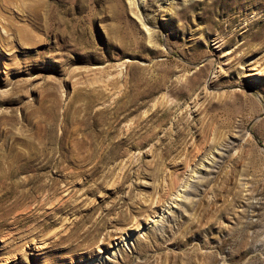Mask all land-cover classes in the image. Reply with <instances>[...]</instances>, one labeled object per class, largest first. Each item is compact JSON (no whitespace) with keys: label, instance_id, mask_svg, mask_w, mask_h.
<instances>
[{"label":"rangeland","instance_id":"1","mask_svg":"<svg viewBox=\"0 0 264 264\" xmlns=\"http://www.w3.org/2000/svg\"><path fill=\"white\" fill-rule=\"evenodd\" d=\"M0 264H264V0H0Z\"/></svg>","mask_w":264,"mask_h":264},{"label":"bare ground","instance_id":"2","mask_svg":"<svg viewBox=\"0 0 264 264\" xmlns=\"http://www.w3.org/2000/svg\"><path fill=\"white\" fill-rule=\"evenodd\" d=\"M251 70H255V69H251ZM257 73H256V70L255 71H253L252 73H250V76H252V75H256Z\"/></svg>","mask_w":264,"mask_h":264}]
</instances>
